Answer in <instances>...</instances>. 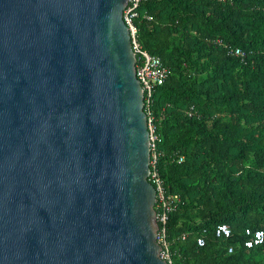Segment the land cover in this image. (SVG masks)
<instances>
[{
	"label": "water",
	"instance_id": "obj_1",
	"mask_svg": "<svg viewBox=\"0 0 264 264\" xmlns=\"http://www.w3.org/2000/svg\"><path fill=\"white\" fill-rule=\"evenodd\" d=\"M127 0H0V264H168Z\"/></svg>",
	"mask_w": 264,
	"mask_h": 264
},
{
	"label": "trees",
	"instance_id": "obj_2",
	"mask_svg": "<svg viewBox=\"0 0 264 264\" xmlns=\"http://www.w3.org/2000/svg\"><path fill=\"white\" fill-rule=\"evenodd\" d=\"M136 23L167 69L151 109L173 264H264V240L243 245L264 232V0H144Z\"/></svg>",
	"mask_w": 264,
	"mask_h": 264
},
{
	"label": "built area",
	"instance_id": "obj_3",
	"mask_svg": "<svg viewBox=\"0 0 264 264\" xmlns=\"http://www.w3.org/2000/svg\"><path fill=\"white\" fill-rule=\"evenodd\" d=\"M144 0H127L126 5L123 9V20L127 25V28L131 37L132 50L135 54V75L138 79L140 86L143 91V109L147 116V126L150 136V183L155 188V204L156 210V222L158 224V230L156 234L157 242L160 244V256L163 260L167 261L168 264H173L171 253L166 236V223L169 219L170 213L174 210L177 202L179 201L178 195L167 194L164 188L163 180L159 176L156 168L157 153L155 150V124L153 122V114L151 106L153 102V93L157 86L163 84L167 77V69L162 63L161 59L146 51L137 40V23L136 19L139 16L140 4ZM147 19L151 17L145 15ZM236 53H240L239 49L235 50ZM189 115L191 112H188ZM151 164L153 167H151ZM249 234L244 241L243 245L246 248H250L259 245L264 240V232L261 229H256L252 232L246 230ZM214 235L218 238H228L231 236V229L226 223H219L214 229ZM186 237V234L182 235V239ZM204 243L203 236L196 237V244L201 245ZM234 247L229 246L228 252H233Z\"/></svg>",
	"mask_w": 264,
	"mask_h": 264
}]
</instances>
